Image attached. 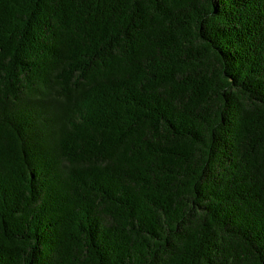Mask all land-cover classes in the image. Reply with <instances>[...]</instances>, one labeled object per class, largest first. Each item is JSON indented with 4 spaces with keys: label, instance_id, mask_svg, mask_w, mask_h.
I'll list each match as a JSON object with an SVG mask.
<instances>
[{
    "label": "trees",
    "instance_id": "obj_1",
    "mask_svg": "<svg viewBox=\"0 0 264 264\" xmlns=\"http://www.w3.org/2000/svg\"><path fill=\"white\" fill-rule=\"evenodd\" d=\"M0 264H264V0H0Z\"/></svg>",
    "mask_w": 264,
    "mask_h": 264
}]
</instances>
